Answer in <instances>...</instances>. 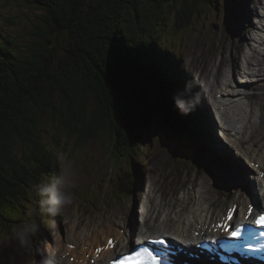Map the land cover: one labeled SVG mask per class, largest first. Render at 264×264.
I'll use <instances>...</instances> for the list:
<instances>
[{
    "label": "trees",
    "instance_id": "trees-1",
    "mask_svg": "<svg viewBox=\"0 0 264 264\" xmlns=\"http://www.w3.org/2000/svg\"><path fill=\"white\" fill-rule=\"evenodd\" d=\"M26 2L38 11L32 41L0 44V237L38 207L36 186L59 175L58 144L50 147L41 135L49 111L87 141L108 127L115 138L113 158L136 147L133 164L145 125L157 113L139 103L137 91L154 89L194 140L214 153L218 136L204 109L198 105L182 115L175 105L186 84L183 54L162 40L170 26L174 46V38L185 36L217 0ZM184 95L195 99L188 91Z\"/></svg>",
    "mask_w": 264,
    "mask_h": 264
},
{
    "label": "rangeland",
    "instance_id": "rangeland-1",
    "mask_svg": "<svg viewBox=\"0 0 264 264\" xmlns=\"http://www.w3.org/2000/svg\"><path fill=\"white\" fill-rule=\"evenodd\" d=\"M251 1L256 6L252 7ZM263 1L217 0V7L211 9L207 6L208 11L200 17L185 36H181L179 39L178 36L174 38L176 42L174 46L170 43L172 40L170 26L167 27V30L165 29L167 36L162 41H169L166 46H172L174 50L181 51L183 54L182 67L183 72L188 74L187 82L192 80L197 82L203 93L204 101L211 108L209 112L214 126L217 119H214L216 116L199 79L209 81L211 78H215L210 82L214 89L219 86L226 70L232 73L234 70L236 73L238 70L241 72V62L248 50V47L246 50L245 46H249L255 34V30L254 33H251V27L255 24L252 19L257 17L259 6ZM239 5H241V9L249 5L251 15L246 19L244 14V19L240 23H237V20L232 22L238 12L234 8ZM36 14L38 11H33L26 0H0V44L5 40H15L19 42L20 46H23L32 41V31L37 22ZM251 22L252 24H250ZM249 36L250 40H246ZM258 61L262 67L256 72V77L259 79L261 77L258 82L262 85L263 91L253 101L254 105L249 107L255 125L248 127L239 121L237 125L243 127L244 132L248 135L246 141L249 144L255 143L256 146L264 149V72L262 71L264 69V54ZM236 79H240L239 74ZM215 91L216 89L211 92L212 96ZM137 92V99L140 104H143L147 91L142 87ZM237 92L241 93L239 90ZM87 103L88 109L93 110L95 103L91 96L88 97ZM240 112L246 114L245 110ZM248 120L250 121L251 117ZM42 122V139L50 147L58 144L59 174L62 170L67 173L70 185L67 191L73 196L72 203L65 205L61 214L55 217L46 216L47 220L43 219L41 222L38 239L42 243H46L48 250L55 255L59 251L60 245L63 243L68 245L75 240L76 226L82 230L94 228L96 224L104 222L115 230L121 225L119 220L123 215L129 216L130 220L127 224L133 228L131 230L126 225L125 233H132L136 230L134 231L136 235H140L147 229L151 230L148 234L163 233L160 232L162 229L159 222L164 219L162 217L165 212L175 213L182 208H184L183 213L191 211L194 204L193 198H186L183 202V197L185 193L195 192L198 185L205 191L209 190L214 193L213 196L216 197L213 200V207L215 203V209H218L216 211L221 215L225 213L227 206H231L230 202L235 195L243 192L242 187L237 186L236 183L231 188V185L227 186L216 180L214 174L216 172L221 173L224 179L232 174L241 173L233 170L232 164H240L235 163L231 152L221 147L222 140H218L219 149H215L216 153L210 155V160H207L206 152L199 148L195 151L190 150L197 146L174 134L171 125L166 120H162L163 123L156 133L146 130L143 136L144 142L139 146L143 153H140L137 163L133 164L130 158H136V147L134 151L125 154L126 157L113 158L115 138L108 127L102 129L96 139L91 138L87 141L78 137V131L71 129L67 131L66 127L60 124L59 114L53 115L49 111L42 117ZM181 124L186 128L185 124ZM72 133L77 136H72ZM219 135L221 137V133ZM213 159L215 162L212 167L211 160ZM241 161L246 164L243 159ZM242 169L245 171L244 168ZM252 170L250 168L251 172ZM250 171L248 172L250 173ZM246 175L248 179L244 184L247 183L248 187L251 186V182H249L251 176ZM257 186L259 187L256 185L253 187L254 189L251 188V191L260 192V188ZM235 189H238L237 193ZM143 205H149L150 212L149 216L148 214L146 216V226L140 233L137 227L145 224L142 217ZM220 209L223 210L220 212ZM36 219L40 220L38 214ZM64 258H67V255Z\"/></svg>",
    "mask_w": 264,
    "mask_h": 264
},
{
    "label": "bare ground",
    "instance_id": "bare-ground-1",
    "mask_svg": "<svg viewBox=\"0 0 264 264\" xmlns=\"http://www.w3.org/2000/svg\"><path fill=\"white\" fill-rule=\"evenodd\" d=\"M261 7L262 10L259 13L258 22L257 25L255 26L254 37H252V42L249 44L246 55L244 56L242 68H240L242 70L241 72H238L240 79L235 80L236 76L232 75L230 71L226 70L224 77L221 79L219 83V86H216L217 88H214V90L215 89L217 90V93L214 96V101L219 109V112L217 113L219 114L220 118H222L221 126L224 128L225 133L229 135V136L226 135V138H224V140L228 143L229 148H227L226 145H222L221 147L231 152L232 155L234 156L235 163L238 162L240 164V165H236V164L231 165L234 171L245 173L251 176V180L249 181L251 182V186L250 185L248 186L249 190H251V188L253 187H256V185H260L261 189H263L262 182L264 181V149H262L258 145L256 146L255 143L249 144L246 141L248 135L244 132L243 127L237 124L239 121L240 123H243L245 126L254 127L255 123L253 120V114L251 113L249 107L254 105L253 101L263 91L262 85L258 82L261 80V77L260 79L257 78L256 72L259 71L262 67L258 60L260 59V56L264 54V1L261 2ZM246 62L251 66L250 73H247L246 71L247 69ZM182 66L183 63L181 64V68L182 70H184ZM262 71L264 72V69H262ZM184 73L186 78H188V74L185 71ZM234 81L236 82V84ZM209 88L210 91L213 89L211 84H209ZM238 90L241 93L237 92ZM188 92L193 95L195 94V92H200V88L193 87ZM218 93L221 94V97L217 96ZM164 103L166 104V102ZM202 109H204V114L206 115L208 120H210V124H213L209 112L211 108L209 105L206 104L204 99H203ZM241 110H245L246 114L241 113L240 112ZM250 117L251 120L249 121L248 118ZM238 154L242 156L244 155L246 157V159L249 161L248 164L249 167L248 166L246 167V165L243 164L244 162L241 161V159L238 157ZM254 163L255 166H253ZM251 167L252 169L254 168L253 169L254 172L253 170L252 172L250 171ZM242 168H244L245 171ZM248 171H250V173ZM246 185L248 184L246 183ZM263 194L264 193H260V197L263 196ZM213 195L214 193H211L209 190L205 191L200 185L197 186L195 192H189V194L185 193L183 197L184 199L183 202H185L186 198L187 199L193 198L194 200V204L191 207L192 210L186 213H183L182 211L184 208L179 209L175 213L174 212L168 213L164 211L165 215L164 217H162L164 219L159 222L160 228L162 229V231L160 232L165 231L173 223L174 227L172 229H169L168 231L169 235L173 238L175 237L176 233H181L184 236H189L197 239L195 235V231H199V232L206 231L205 235L212 236V234L209 233V228L211 227L213 222L216 221V219H219L220 217L226 215V214L220 215L219 213H216V211L214 210L215 207H213V200L215 199L216 196ZM246 197L248 196L245 193H242L233 199L232 206L235 204H240L239 215L236 217L237 222L240 221V214L242 213V211L247 210L249 208V205L247 204L246 206L244 205L246 201L247 202L250 201ZM256 209L258 208L256 207ZM258 211L260 210L258 209ZM149 212H150V206L143 205L142 217L144 223L147 222L146 216ZM43 219L47 220V217L45 216ZM128 220H130L129 216L123 215L121 220H119V223L121 225H119L118 227L115 226L117 227L115 230H113V227L111 225L104 222H100L96 224L94 228L91 227L82 230H79L78 227L76 226L75 240L72 241L73 243L70 242L71 243L70 245H65V243H63L62 245H60L59 251L56 252V256L59 258V264H92L90 262V259L92 257L95 259L96 263L100 262L104 257H107L106 260H108L109 256L111 255L113 257V253L117 251V249H119L116 245L113 249L114 250L113 252L112 249L107 247L106 244L111 237L114 238L115 242H121L122 247L120 251H123L129 247L131 241L136 242L137 236L139 237L138 239H140L143 236H153L151 234H148L149 230L142 231L141 234L139 233L140 235H136V233L134 232L136 230H134L132 233L129 232L125 233ZM161 234L163 233H159L158 235ZM215 235L217 236V233L213 234V236ZM114 243L113 242L111 243L112 246L114 245ZM158 245L156 247H158ZM98 247H101V249L97 250ZM178 250L180 251L179 254H182L180 255L181 258L190 261L191 263L194 261L193 259L188 257L187 254H185V252L180 247L178 248ZM64 254L65 256L66 254L69 255L67 256V258H64ZM157 256H159V252H157ZM149 260L152 261V258H150ZM103 263L104 261L103 262L101 261L99 264H103ZM198 264H207V263L199 262Z\"/></svg>",
    "mask_w": 264,
    "mask_h": 264
},
{
    "label": "clouds",
    "instance_id": "clouds-1",
    "mask_svg": "<svg viewBox=\"0 0 264 264\" xmlns=\"http://www.w3.org/2000/svg\"><path fill=\"white\" fill-rule=\"evenodd\" d=\"M193 87H198L195 80L186 82L183 92L174 98L182 115L191 114L201 103L200 92H195V99L184 95ZM69 186L64 170L36 186L38 212L37 208L30 211L7 235L0 237V264H59V258L48 250L47 244L42 243L38 236L43 217H55L62 213L65 205L72 203L73 196L67 191ZM37 214L39 221L36 219Z\"/></svg>",
    "mask_w": 264,
    "mask_h": 264
},
{
    "label": "snow or ice",
    "instance_id": "snow-or-ice-1",
    "mask_svg": "<svg viewBox=\"0 0 264 264\" xmlns=\"http://www.w3.org/2000/svg\"><path fill=\"white\" fill-rule=\"evenodd\" d=\"M230 180L236 183L237 186H242L243 183L248 179L247 175L244 173H235L228 177ZM248 212L251 213V208L248 209ZM239 215V213H237ZM231 220V231H229V237H238L235 241L230 240L228 237H221L220 243L222 249L228 252H238L241 254H245L246 249L255 250L253 248V241L258 240L259 236H264V232L257 233V230L254 228V224H260L262 220H264V211H262L260 217H254L253 219H248L247 224L241 222L237 223L235 220ZM227 230V229H226ZM242 237V238H241ZM159 243L164 244L165 240L159 241ZM147 251V250H145ZM148 255L152 258L154 264H158L156 261V257L152 256L151 253Z\"/></svg>",
    "mask_w": 264,
    "mask_h": 264
},
{
    "label": "water",
    "instance_id": "water-1",
    "mask_svg": "<svg viewBox=\"0 0 264 264\" xmlns=\"http://www.w3.org/2000/svg\"><path fill=\"white\" fill-rule=\"evenodd\" d=\"M142 105L146 106V108L152 112L153 111L157 112L158 115L162 117L164 121L166 120V122L169 125H171V128L173 129L174 134L185 138L188 142H191L192 144L195 145V143L192 141L191 137L187 134L184 128L173 120L169 109L164 104V102L161 101L160 98H157L154 94L153 95L148 94ZM155 105L157 107H155ZM145 126H149V125H145ZM212 167H213V162H212Z\"/></svg>",
    "mask_w": 264,
    "mask_h": 264
}]
</instances>
